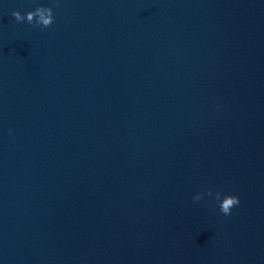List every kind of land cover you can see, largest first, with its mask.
I'll return each mask as SVG.
<instances>
[{"label":"water","instance_id":"water-1","mask_svg":"<svg viewBox=\"0 0 264 264\" xmlns=\"http://www.w3.org/2000/svg\"><path fill=\"white\" fill-rule=\"evenodd\" d=\"M0 264H264V0H0Z\"/></svg>","mask_w":264,"mask_h":264},{"label":"clouds","instance_id":"clouds-1","mask_svg":"<svg viewBox=\"0 0 264 264\" xmlns=\"http://www.w3.org/2000/svg\"><path fill=\"white\" fill-rule=\"evenodd\" d=\"M12 16L17 22L27 21L29 24L35 22L36 25L43 27L50 26L54 19L52 8L43 5L36 7L34 10H29L24 14H22L19 10H14L12 12ZM208 195H212L210 189L208 190ZM200 198V194H197L193 197V200L196 201ZM215 199L219 203L220 211L225 215H229L231 213V209L240 202L239 197L233 194H225L221 198V193L219 191L216 192Z\"/></svg>","mask_w":264,"mask_h":264}]
</instances>
